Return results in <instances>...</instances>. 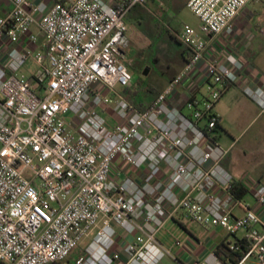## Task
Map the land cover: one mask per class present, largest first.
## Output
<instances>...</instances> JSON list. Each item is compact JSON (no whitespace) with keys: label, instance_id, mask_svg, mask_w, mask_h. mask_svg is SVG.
Here are the masks:
<instances>
[{"label":"built area","instance_id":"2783aa9c","mask_svg":"<svg viewBox=\"0 0 264 264\" xmlns=\"http://www.w3.org/2000/svg\"><path fill=\"white\" fill-rule=\"evenodd\" d=\"M7 1L0 22L7 49L0 66V264H61L74 251V264H160L165 257L264 264V217L232 193L221 164L227 152L215 140V106L246 63L232 53L206 55L207 37L231 35L238 12L264 0H188L199 25L184 24L177 38L190 56L144 110L124 97L133 81L126 18L148 0L117 8L104 0L50 7ZM33 27L43 37L38 45ZM22 41L38 48L21 49ZM30 59L38 67L32 79L21 72ZM179 86L190 93L187 113L171 104ZM243 93L264 111V87ZM250 194L264 211V185ZM172 220L241 232L245 250L235 262L222 261L202 241L196 244L204 253L184 261L156 238ZM225 244L238 251L235 240Z\"/></svg>","mask_w":264,"mask_h":264},{"label":"crops","instance_id":"0c3cea01","mask_svg":"<svg viewBox=\"0 0 264 264\" xmlns=\"http://www.w3.org/2000/svg\"><path fill=\"white\" fill-rule=\"evenodd\" d=\"M71 1L72 0H31L33 6L44 4L47 7L52 6L54 3L67 4ZM123 1L124 0H104V2L112 8H117ZM187 1L188 0H148L143 6L134 7L126 18V23L132 22L131 28H129L127 34L130 41V46L137 37L136 33L134 32V28L136 29V27H141L145 22L150 24L151 29H158L159 31L165 30L169 36L179 41L177 35L180 32L182 26L187 23H179L178 26H174V22L178 21L181 9L186 8ZM246 6L242 8L238 12L237 16L233 19L232 25L234 27V31L231 35L221 34L206 38L208 44V53L206 55L207 57L216 56L223 58L225 53H232L240 56L246 63V69L239 76V81L237 84L229 87L215 106V112L220 118L219 128L215 133V140L216 143L227 152L221 164L222 167L232 177V184L240 187L238 192L243 190V193L245 194L243 195L242 199L254 206L255 210L260 212L262 217H264V211H261V209L255 205L254 199L253 201L249 200L253 198L250 192H252L254 185L258 183L264 185V169H260L254 176L249 178H244L243 173L237 170V166L239 163H241V156L243 155V133L250 126L264 118V111H261L258 106L243 93V89L246 86L264 87V72H261L255 64L257 59L255 40L257 34L264 35V24H261V22L257 23L255 21V16H257L258 12L256 10L252 12L246 9ZM10 8L11 5L7 0H0V22L5 18ZM32 30L35 34H37V36H40L38 35V31L35 27H33ZM42 40L38 39L37 45L38 43H42ZM37 45H32L30 43H26L25 41L20 42L21 49H34L35 46L37 47ZM181 45L183 46L184 51V54L182 53L181 57L186 63L190 53L183 44ZM130 46L128 49V54ZM6 50L7 49L5 46L0 45V66L5 65ZM30 60L35 64L32 59ZM34 74L35 72L29 76L25 74L24 75L28 79H32ZM170 81V78L164 79L161 81V83H159V89L156 90L153 88L154 92L146 91V93H155L154 96H150L148 98L143 96L142 99L140 96L138 97L137 94L135 96H129V92H134L131 85V87L124 92V97L133 105H138L145 109L152 103L155 96L160 93ZM204 94L205 89L201 88L196 96L201 97ZM189 95V91L186 90L184 86H179L176 89L174 98L171 100V104L180 109L183 113H187V110L184 107V102L187 97H189ZM247 109L249 112H251L249 117L245 120V125L243 127V113L244 110L246 111ZM104 115L108 122L112 124L114 120L112 113L107 111L104 113ZM219 140L222 141L223 146L220 145ZM247 142L249 141L247 140ZM246 145L248 144L245 143L244 146ZM169 222H173L174 224H178L185 228L184 222L177 220H172ZM203 229L207 232L210 230L206 228ZM189 235L191 239L186 241L183 244V248H178L175 253L184 261H188L196 256H201L204 253V248L202 246L199 247L198 244L196 246V243L203 241L208 242L207 245H209V243H212L213 240V237L210 238V236H207L203 240L194 234L190 233ZM239 237H241V235ZM226 241H228V239L225 237L217 243H213L212 245L210 244L209 248L216 249L220 243H225ZM247 264H257V262L254 259H248Z\"/></svg>","mask_w":264,"mask_h":264},{"label":"rangeland","instance_id":"374dc122","mask_svg":"<svg viewBox=\"0 0 264 264\" xmlns=\"http://www.w3.org/2000/svg\"><path fill=\"white\" fill-rule=\"evenodd\" d=\"M246 9L252 12L256 10L258 14L255 16V21L264 24V4L250 2L247 4ZM179 23H187L195 28L199 25L197 17L187 8L181 9L179 19L174 22V26H178ZM131 24L132 22L127 23L128 30L131 28ZM136 29L134 28V32L137 37L131 43L129 54H127V61H130L128 69L133 77L132 89L136 90L138 97L140 96L142 99L143 96L148 98L155 95V93H146L145 89L149 85L156 90L159 89V83L166 78L172 80L184 67L185 62L181 57L184 52L182 43L169 36L165 30L151 29L148 22H145L141 27H136ZM38 35H40L38 39L42 40L43 37L39 32ZM255 47L257 53L255 64L261 72H264V35L257 34ZM37 70L38 67L30 60L22 68L21 72L29 76ZM144 70H146V75H143ZM250 112L248 109L244 110L243 127ZM219 143L223 146L221 140H219ZM245 143L248 145L244 146ZM241 157V163L237 166V170L243 173L244 178L254 176L260 169H264V118L250 126L243 133V155ZM249 200L253 201V198ZM184 226L185 228L173 222H168L160 230L156 238L165 249L170 250L173 254L180 248L175 246V242L179 241L183 245L191 239L190 233L203 240L207 236L213 237L211 245L221 241L225 237L231 242L235 240L233 236H228L224 230L219 228L210 229L207 232L197 224L189 221H184ZM241 234V232L238 233L236 237H239ZM86 242L84 243L86 244ZM195 245L197 246V244ZM77 254L78 252L74 251L61 264H74ZM160 264L176 263L170 258L165 257Z\"/></svg>","mask_w":264,"mask_h":264},{"label":"trees","instance_id":"16d2710c","mask_svg":"<svg viewBox=\"0 0 264 264\" xmlns=\"http://www.w3.org/2000/svg\"><path fill=\"white\" fill-rule=\"evenodd\" d=\"M135 91H136V90H135ZM135 91L132 92V93H128L129 96H130V95H131V96H135V95L137 94ZM145 91H147V92H154V89L149 85V86L145 89ZM136 107L139 108L140 110H144V108H142V107H140V106H138V105H137ZM218 128H219V125L217 126V129H218ZM239 188H240V187H238V186L232 184V193H233L235 196L242 198L243 195H244L245 193H243V190H242L241 192H238V189H239ZM234 238H235V241H236V246L238 247V251H236V252H230V251L228 250V248H227V246H226V244H225L224 242L220 243V244L218 245V247L216 248V252H217L218 256L220 257V259H221L222 261H225L226 259H228V260L231 261V262H235V260H236L237 258H239V257L242 256L243 251L245 250V247L243 246V242L240 241L239 239H237L236 237H234Z\"/></svg>","mask_w":264,"mask_h":264},{"label":"water","instance_id":"95a60500","mask_svg":"<svg viewBox=\"0 0 264 264\" xmlns=\"http://www.w3.org/2000/svg\"><path fill=\"white\" fill-rule=\"evenodd\" d=\"M146 74H147V73H146V70H144V71H143V75H146Z\"/></svg>","mask_w":264,"mask_h":264}]
</instances>
